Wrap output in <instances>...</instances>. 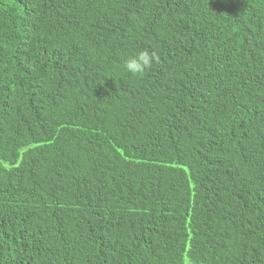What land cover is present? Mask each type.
<instances>
[{
    "label": "trees",
    "instance_id": "16d2710c",
    "mask_svg": "<svg viewBox=\"0 0 264 264\" xmlns=\"http://www.w3.org/2000/svg\"><path fill=\"white\" fill-rule=\"evenodd\" d=\"M0 264H264V0H0Z\"/></svg>",
    "mask_w": 264,
    "mask_h": 264
}]
</instances>
